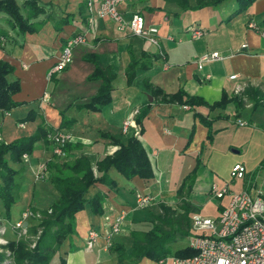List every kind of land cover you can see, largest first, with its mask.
I'll return each mask as SVG.
<instances>
[{
  "label": "crops",
  "instance_id": "0c3cea01",
  "mask_svg": "<svg viewBox=\"0 0 264 264\" xmlns=\"http://www.w3.org/2000/svg\"><path fill=\"white\" fill-rule=\"evenodd\" d=\"M16 1L21 6L25 0ZM40 2L44 4L45 13L36 19L41 28L33 34H17L9 27L7 16L0 13V32L7 35L0 43V60L13 66L14 72L9 79H18L21 86L20 92L13 96L18 106L8 112L0 111V142L10 143L30 136L39 125L45 124L53 129L52 133H67L70 143L80 144L82 148L70 151L68 158L85 156L96 173V163L119 148L102 134L119 141L137 134L154 170V177L149 180L138 177L127 180L111 171L115 187L95 185L89 195L96 190L105 195L104 213L93 216L85 208L76 214V235L66 250L61 251L66 264H92L94 260L116 259L105 249L102 238L93 250L85 249L88 230L94 229L102 235L113 220L123 214L121 232L116 236L115 243L130 248V232L149 230L154 217L162 213L161 205L173 209L178 207L177 191L183 180L194 171L196 177L186 198L194 208L191 217L200 214L205 200H213L209 196L212 184L219 188L227 185L233 192L227 182L213 180L211 174L214 169L207 168L205 162L216 135L226 131L229 123L241 128L252 123L264 130V107L258 105L253 108L254 103L250 99L256 91L264 96V0H256L247 12L229 23H225V19L236 9L232 0L215 8L196 11H182L169 0H127L121 4L119 10L125 19L140 14L146 28L158 30L157 46L133 36L128 29L119 30L109 19L90 16L84 0ZM189 4L194 6L195 1H189ZM60 20L66 23L59 26ZM250 23L255 24L257 30L249 28ZM190 28L201 30L202 34L192 38ZM79 35L85 36V42L74 47L71 64L48 79V71L57 62L66 41ZM212 52H217L220 59L205 62L198 69V59ZM142 53L149 58L141 60ZM89 55L95 56L101 67L110 69L114 75L111 81L112 101L99 111L79 108L89 102L101 84L98 80H89L95 69V65L85 59ZM131 55L136 60L150 62L151 67L145 71L137 70L129 83L126 69ZM232 75H237L238 79L231 80ZM145 82L167 95L184 90L190 96L203 98L209 106L219 101L223 93L228 98L235 96V86L245 82L248 85L245 92L249 88L254 89L249 90L246 97L247 104L252 107L244 103L237 108L234 103H229L224 110L210 111L208 106L190 109L177 104H159L145 88ZM146 108V116L139 125L135 119ZM194 113L212 121L211 128L215 131L212 141L207 138L209 129ZM62 114L70 121L69 128H60ZM27 115L28 120L22 121ZM239 123L247 125L240 126ZM124 124H129L127 134L121 131ZM52 158L51 144L39 141L32 155L23 159L21 166H13L24 169L25 181L18 202L10 209V218L6 219L0 213L8 220L9 226L19 220L23 210L42 212L58 197L46 172L36 178L40 169ZM243 181V189L252 194L257 186L248 173ZM38 184H50L52 190L40 186L41 192L35 194ZM258 192L262 191L256 190L255 194ZM138 194L151 198L148 207H135ZM217 202L216 213L207 217H217L228 203V196ZM24 225L27 228L33 226L28 221ZM5 237L9 241L15 240L10 228ZM54 259L53 262H56L53 264H58L57 256ZM139 264L157 263L143 259Z\"/></svg>",
  "mask_w": 264,
  "mask_h": 264
},
{
  "label": "trees",
  "instance_id": "16d2710c",
  "mask_svg": "<svg viewBox=\"0 0 264 264\" xmlns=\"http://www.w3.org/2000/svg\"><path fill=\"white\" fill-rule=\"evenodd\" d=\"M176 3L182 11L200 10L203 8H215L229 0H194L195 5L190 6L191 0H169ZM236 3V9L225 19L229 23L244 14L256 0H232ZM0 13L8 18L9 27L19 35L33 34L39 31L41 23L36 19L45 13L44 4L40 0H25L20 6L16 0H0ZM66 21L60 20L59 26ZM6 34L0 32V38L5 39ZM141 60L149 58L146 53H142ZM87 61L95 65L94 72L89 80L101 82L97 92L91 97L89 102L80 106V109L89 111H99L111 103V81L114 75L110 69L101 67L95 56L85 57ZM136 60L131 55V62L126 69L128 82L130 83L136 75L137 70H148L151 63ZM14 68L9 63L0 60V111L8 112L18 106L13 96L20 92L21 86L18 79H9ZM145 88L159 104H177L188 106L190 109L199 106H208L210 111L215 109L224 110L229 103H234L236 107H242L244 102L239 96L228 98L223 93L221 99L212 105L201 97L190 96L184 90H179L175 94L167 95L160 89L153 87L148 82L144 83ZM253 91L254 89L249 88ZM246 90L247 97L250 93ZM264 98L258 91L252 99L253 108L259 105L258 100ZM147 108L142 110L135 121L142 125L146 116ZM31 115V112L29 113ZM27 115L22 121H27ZM61 129L69 128L70 121L62 114ZM201 123L209 131L207 138L212 141L215 131L212 130V121L198 113H194ZM53 132L49 126L41 124L34 134L18 138L10 143L0 142V203L4 210V217L10 218L11 207L18 202L21 186L25 181L24 169H16L13 166H21L23 156L32 155L35 145L39 141L50 143L48 135ZM119 148L111 156H105L96 163V173L91 168L89 160L80 155L75 158H68L69 152L82 148L80 144L67 143L65 157L53 158L45 163V170L49 183L55 188L58 197L43 213V217L37 226L27 228L29 235H35L39 229L37 238L32 242L34 246L29 248V240L10 241L7 249L11 252L13 264H51L57 256L58 264H66L61 255V251L66 250L69 242L76 235V214L85 208L93 216H101L104 213L105 195L101 191H94L89 195L96 184L115 187L116 182L110 177V172L115 171L127 180L134 177L140 179H153L154 170L140 139L136 136H128L125 141H119L107 134H102ZM196 172L187 176L177 191L179 205L171 208L161 205V215L154 217L149 230H133L130 232L132 244L130 248H125L121 243L113 244L108 252L115 255L117 264H139L143 259L154 263L172 255L175 257H188L194 251L188 246L172 250L171 245L182 242L191 237V213L194 208L188 203L187 195L191 191L195 180ZM9 241V240H8ZM74 248L72 247V250ZM5 260L4 254L0 253V263Z\"/></svg>",
  "mask_w": 264,
  "mask_h": 264
},
{
  "label": "built area",
  "instance_id": "2783aa9c",
  "mask_svg": "<svg viewBox=\"0 0 264 264\" xmlns=\"http://www.w3.org/2000/svg\"><path fill=\"white\" fill-rule=\"evenodd\" d=\"M127 0H84L85 7L90 16L99 19H109L117 25L119 30L128 29L133 36L146 40L149 44L157 46L156 28H146L143 16L133 14L130 19H125L119 10V6ZM249 28L257 30L255 24L250 23ZM192 38L202 34L201 30L190 28ZM0 38V43L3 42ZM85 36L79 35L71 38L64 44L57 62L48 71L50 79L53 74L66 69L72 62V54L75 46L84 43ZM219 54L212 52L202 55L197 61V68L201 69L203 63L219 60ZM231 80H237V75H232ZM248 85L239 83L233 89V94L239 96L247 104L245 89ZM264 94V93H263ZM259 105L264 107V98L258 100ZM248 107H252L248 105ZM186 108V107H184ZM240 126L247 125L239 123ZM129 124L121 128L123 134H127ZM135 135V134H134ZM137 135V134H136ZM135 135V136H136ZM48 141L52 146V155L58 159L65 157V146L70 142V136L63 132H54L48 135ZM27 156H23L26 159ZM36 175L39 179L45 166ZM232 181H243L246 179L247 171L243 164L236 163L230 170ZM209 196L213 199H223L228 196V203L217 217H207L194 214L191 217V234L187 246L194 251L192 256L175 257L169 255L161 259L157 264H264V191L251 194L248 190L231 192L227 185L219 188L212 184L209 188ZM151 203L148 195L138 194L136 197V208L144 209ZM31 213L29 209L24 211L17 222L14 223V230L26 231L25 219ZM124 215L120 214L109 225L108 230L100 235L96 230L89 229L85 238V249L91 251L95 248L100 238L104 241L105 249L115 244L116 236L121 232V224ZM26 227V228H25ZM4 230L0 231L3 235ZM8 244L0 236V245ZM34 244H32V247Z\"/></svg>",
  "mask_w": 264,
  "mask_h": 264
},
{
  "label": "rangeland",
  "instance_id": "374dc122",
  "mask_svg": "<svg viewBox=\"0 0 264 264\" xmlns=\"http://www.w3.org/2000/svg\"><path fill=\"white\" fill-rule=\"evenodd\" d=\"M1 140V139H0ZM235 163H241L245 166L248 175L250 176L253 183L256 184V190L264 191V130L258 125L250 123L247 127H238L233 123L228 124V129L223 132H219L213 143L210 155L206 157L207 168L214 169L212 173L213 180L216 182H227L230 185V189L237 193L240 192L244 187V181H232L230 178V170ZM40 186H46L51 189V185H36L35 194L40 193ZM54 188V187H53ZM48 189V190H49ZM55 189V188H54ZM52 190V189H51ZM255 191L252 194H255ZM49 192V191H48ZM50 194V192H49ZM51 195V194H50ZM20 198V195H19ZM36 198V197H35ZM205 205L200 208V214L202 216H208L215 214V207L217 205V200L204 201ZM27 209L23 210L26 211ZM31 215L27 216L25 221L31 222L33 226H37L40 223L43 213L48 211V208L44 211H37L34 209H29ZM0 213L4 215L3 207L0 203ZM20 214V217L22 215ZM0 215V231L4 230V234L0 235L5 240L6 231L9 228L14 233L15 240H29V248H32V242L37 238L39 234V229L35 235H29L27 228L26 231L14 230V223L9 226L8 220L6 221L4 217ZM17 222V221H16ZM7 228V229H6ZM10 241H8L9 243ZM132 244V242H131ZM7 245H0V253L4 254L5 260L0 264H13L11 261V252L7 249ZM187 245L186 241L178 242L171 245L172 250H177L184 248ZM55 260V259H54ZM99 261V262H98ZM94 260L92 264H117L116 259L112 261ZM56 262V261H55ZM52 260V264L55 263Z\"/></svg>",
  "mask_w": 264,
  "mask_h": 264
},
{
  "label": "water",
  "instance_id": "95a60500",
  "mask_svg": "<svg viewBox=\"0 0 264 264\" xmlns=\"http://www.w3.org/2000/svg\"><path fill=\"white\" fill-rule=\"evenodd\" d=\"M151 99V98H150Z\"/></svg>",
  "mask_w": 264,
  "mask_h": 264
}]
</instances>
